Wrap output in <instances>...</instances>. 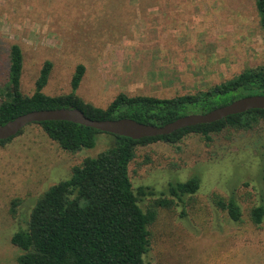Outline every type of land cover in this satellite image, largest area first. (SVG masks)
<instances>
[{"label": "rangeland", "instance_id": "374dc122", "mask_svg": "<svg viewBox=\"0 0 264 264\" xmlns=\"http://www.w3.org/2000/svg\"><path fill=\"white\" fill-rule=\"evenodd\" d=\"M85 1L0 0V86L8 79L12 43L23 54L24 94L34 92L40 68L50 60L45 94L74 91L98 107L119 92L161 98L194 93L264 62L254 0H164L162 11L149 5L156 2L146 1L141 10L138 0H130L129 9L102 21L89 17L98 7L77 5ZM79 63L85 73L73 90ZM113 141L102 132L92 148L69 152L30 123L0 144V264H18L20 251L10 238L37 198ZM263 170L264 119L249 130L213 134L210 141L190 133L175 144L137 146L128 165L130 181L134 189L153 190L139 202L143 209L157 198H173L170 183L192 176L200 181L183 201L173 198L169 207H156L146 264H264V219L260 225L248 219L250 207L264 204ZM214 194L236 198L241 222L216 206Z\"/></svg>", "mask_w": 264, "mask_h": 264}, {"label": "trees", "instance_id": "16d2710c", "mask_svg": "<svg viewBox=\"0 0 264 264\" xmlns=\"http://www.w3.org/2000/svg\"><path fill=\"white\" fill-rule=\"evenodd\" d=\"M129 1L86 0L77 5L91 6L92 10L98 7L99 13H90L89 17L95 16L91 19L102 21L127 9ZM146 1L156 2L149 5L163 10L164 0H160L161 4H158L159 0H138L141 10H144ZM254 3L259 26L264 32V0H254ZM8 55V79L3 87L0 86V125L33 110L73 107L94 120L131 118L161 126L186 114L206 113L243 96L264 95L263 62L257 67L245 68L236 77L194 93L161 98L119 92L106 107H98L74 91L60 95L45 94L43 88L53 66L50 60L43 62L35 80L34 92L24 94L21 90L23 54L20 46L10 44ZM84 73V65L77 64L71 78L73 90L78 87ZM263 119L264 109L257 108L214 122L183 127L169 134L139 139L111 134L114 141L109 147L95 156L85 157L72 167L68 178L51 185L37 198L25 224L20 225L10 238L11 244L20 251L17 263L146 264L144 257L149 250L151 236L149 227L156 218V207H169L174 202L173 198L183 201L184 196L198 190L200 181L192 176L183 182L170 183L167 191L173 198H157L150 207L143 209L139 202L144 196L152 195L153 190L145 186L134 189L130 181L128 165L135 157L137 146L157 141L175 144L190 133L210 141L213 134L229 129L249 130ZM36 124L69 152L92 148L97 134L102 133L65 120H47ZM13 137L0 140V144ZM262 180L264 182V170ZM213 201L231 220L241 222L242 210L233 195L225 198L214 194ZM16 204L14 200L11 208L13 215ZM248 219L252 224L260 225L264 219V204L250 207Z\"/></svg>", "mask_w": 264, "mask_h": 264}, {"label": "water", "instance_id": "95a60500", "mask_svg": "<svg viewBox=\"0 0 264 264\" xmlns=\"http://www.w3.org/2000/svg\"><path fill=\"white\" fill-rule=\"evenodd\" d=\"M257 108L264 109V95L253 94L243 96L206 113L186 114L161 126L141 123L131 118L94 120L86 117L81 110L73 107L33 110L18 115L6 123L1 124L0 140L15 136L30 123H38L47 120L70 121L92 127L101 132L139 139L142 137L169 134L183 127L214 122L228 115L242 113Z\"/></svg>", "mask_w": 264, "mask_h": 264}]
</instances>
